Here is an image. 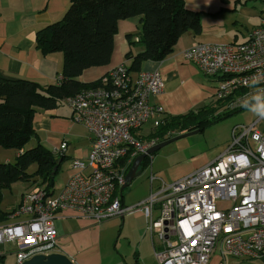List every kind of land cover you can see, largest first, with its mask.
Returning a JSON list of instances; mask_svg holds the SVG:
<instances>
[{"label": "built area", "instance_id": "obj_1", "mask_svg": "<svg viewBox=\"0 0 264 264\" xmlns=\"http://www.w3.org/2000/svg\"><path fill=\"white\" fill-rule=\"evenodd\" d=\"M182 60L196 64L214 85L222 110L264 102V8L244 41L195 42L183 50ZM162 88L160 71L132 74L120 63L97 86L63 99L72 120L92 135V149L86 161H72L71 175L56 193L34 185L13 207L15 221L0 225V245L15 247L14 264L54 249L58 213L100 223L141 208L149 212L148 233L161 245L154 250L159 264H211L215 252L213 264H225L227 257L264 264V118L235 124L223 152L180 178L166 183L149 175L148 195L134 205L121 204L117 190L126 170L157 143L140 131L166 117L160 104L149 101ZM66 147L63 140L54 151Z\"/></svg>", "mask_w": 264, "mask_h": 264}, {"label": "crops", "instance_id": "obj_2", "mask_svg": "<svg viewBox=\"0 0 264 264\" xmlns=\"http://www.w3.org/2000/svg\"><path fill=\"white\" fill-rule=\"evenodd\" d=\"M183 2L187 8L200 12V31L198 33L192 30L185 31L177 39L173 51L165 59L147 60L140 66V70L161 72L162 91L158 95L151 96L149 101L152 104H160L164 108L166 116L182 114L214 101V85L205 79L196 64L182 60L183 50L195 42L244 41L250 30L259 23V16L264 8L262 0H183ZM69 3L70 0H0L1 77L27 79L41 85L57 82L62 66V53L57 51L46 55L40 54L34 46L35 32L49 23L60 20ZM139 30L138 16L118 20L109 63L84 69L77 79L85 83L92 82L100 79L115 65L120 63L128 65L129 61L125 60L124 53L127 50L138 52L143 46L139 43L129 45L127 35H135L132 40L136 41ZM132 74H136V72H132ZM71 116L70 108L59 101L57 107L53 109L37 108L32 123L37 132L39 143L47 149L53 151L61 141L67 142L63 156L66 162L69 160V164L73 158L84 159L92 147V135L82 123L74 122ZM151 130L150 124H146L140 133L145 136ZM28 143L30 146L27 145ZM28 143L25 148L33 146L35 139H31ZM21 151L23 149H14L11 152L9 148L0 146V156H2L0 159H3L0 162L13 161ZM221 152L199 154L184 162L178 161L167 165H160L155 161V169L153 171L150 169V173L165 182H170L206 165ZM148 160L150 163V158ZM31 187L32 185L28 184L23 192ZM120 188L121 186L119 187V197L122 205H129L124 202ZM55 191L53 193H56ZM23 192L18 194L12 209L20 201ZM148 218L149 212L145 208L134 210L121 217H111L100 223H94L86 218H76L68 212H61L54 220L57 241L52 252L65 254L75 264H121L116 262L114 251L106 248V233L120 228L119 235L122 234L131 240L127 230L131 228L132 233V228H136L137 251L133 253L132 264H159L154 255V250L161 247L159 241L155 245L154 239L148 233L153 252L146 253L144 251L143 253L140 246L145 240L144 232H148L146 225ZM6 221L8 220H5V223L15 220ZM6 254L5 248L0 249V258L3 264L8 263ZM14 261H16L15 257L11 264L15 263ZM215 261L216 252L212 256L211 264ZM225 264L262 263L227 257Z\"/></svg>", "mask_w": 264, "mask_h": 264}, {"label": "trees", "instance_id": "obj_3", "mask_svg": "<svg viewBox=\"0 0 264 264\" xmlns=\"http://www.w3.org/2000/svg\"><path fill=\"white\" fill-rule=\"evenodd\" d=\"M136 16L140 22L138 39L132 40L135 35L128 34V44L139 43L143 47L138 52L127 50L124 53L130 72H138L144 61L165 59L185 31H200V12L187 8L183 0H70L60 20L35 32L34 46L40 54L62 53L57 82L41 85L27 79L0 76V146L23 149L13 162L0 163V195L14 182L28 180H32L29 181L32 187L39 185L48 193L53 191L54 185L49 186L51 172L56 160L63 161L64 156L39 143L32 124L36 109H53L64 98L97 86L100 79L85 83L77 77L84 69L109 63L118 20ZM223 103V100H214L185 113L166 116L143 138H156L160 142L176 135L168 132L202 131L238 110H222ZM31 139H35V144L25 148ZM148 159L146 156L143 160V167ZM31 163L36 167L28 173L26 170ZM60 165L61 162L53 177ZM10 213L0 212V224L9 221Z\"/></svg>", "mask_w": 264, "mask_h": 264}, {"label": "rangeland", "instance_id": "obj_4", "mask_svg": "<svg viewBox=\"0 0 264 264\" xmlns=\"http://www.w3.org/2000/svg\"><path fill=\"white\" fill-rule=\"evenodd\" d=\"M261 108H264V102L261 101L255 102L249 106H245L242 109H238L234 113L227 115L226 117H223L222 119L216 121L215 123L208 125L202 131L192 133L184 137H180L166 144L165 146L161 147L154 154H151L149 156L150 163H147L145 165L143 172L140 175L134 177L127 186L121 189V195L124 198V202L129 204L125 206L134 205L137 203L136 201L138 199H141L143 196L146 197L148 195L149 184H150L149 175L152 174L150 173L151 171L150 169H152L153 171L155 169L156 163L160 165L162 164L167 165V164L176 163L178 161L184 162L188 158L198 156L199 154H213V153L218 154L220 151L223 152L226 149L227 144L230 142L231 128L235 124L250 123L251 121H253L255 118L258 117L256 113ZM168 133L172 135L179 134L178 131H172ZM27 145L30 146L29 143ZM9 149L11 150V152L14 151V148H9ZM2 160L3 159H0V161ZM65 160L66 159H64L63 161ZM13 161H7V162H13ZM63 161L59 167L57 174L53 177L52 185L54 186L52 192L58 190L60 185H62L63 182L64 183L66 182V180L68 179L71 173L69 160L68 162L66 161L63 162ZM35 167L36 164L31 163L27 168L26 172L31 173ZM28 184H30L29 181H16L13 184H11L10 187L3 189L1 191V195H0L1 213H8L12 211L11 210L12 205L17 200L18 194L23 192L27 188ZM117 193L118 195H120L119 189L117 190ZM157 217H158V212L155 211L153 215V219H157ZM135 229L136 228H132V233H131V228L127 230V233L131 240H129L128 237H125L122 234L119 235L120 234L119 232L121 231L120 228L110 230L106 233V248L114 251L115 254L114 256H116L115 257L116 262L118 261L121 264L122 263L132 264L134 260L133 253L137 251L136 242H135L137 239V232L135 231ZM148 235H149L148 232L146 233L144 232L143 236L145 240L142 241V243L140 244L143 253L144 251L146 253L153 252L152 245L150 242V237ZM153 239L155 245H157L158 239L156 235L153 236ZM3 248H5V253H7L6 255L8 256L7 264H11L13 257H15L16 259L15 247H13L11 244H1L0 249L3 250Z\"/></svg>", "mask_w": 264, "mask_h": 264}, {"label": "water", "instance_id": "obj_5", "mask_svg": "<svg viewBox=\"0 0 264 264\" xmlns=\"http://www.w3.org/2000/svg\"><path fill=\"white\" fill-rule=\"evenodd\" d=\"M198 129H193L190 131L182 132L179 134H176L170 138H167L165 140H162L160 142H157L156 144L149 147L145 153H141L137 155L131 162V165L125 174V182L122 185L121 189H123L125 186L129 184V182L136 176L140 175L143 170V160L146 156H150L154 152L158 151L161 147L165 146L166 144L187 135H190L192 133L198 132ZM62 161L61 158H58L56 160L55 166H53V170L51 172V178H50V185H52V176L54 171L56 170L57 166ZM21 264H75L73 263L65 254L63 253H57V252H51L49 254H37L32 256L29 259L24 260Z\"/></svg>", "mask_w": 264, "mask_h": 264}, {"label": "bare ground", "instance_id": "obj_6", "mask_svg": "<svg viewBox=\"0 0 264 264\" xmlns=\"http://www.w3.org/2000/svg\"><path fill=\"white\" fill-rule=\"evenodd\" d=\"M92 141H93V139H92ZM92 145H93V143H92ZM91 149H92V147H91ZM91 149H90V151H91ZM90 151H89V152H90ZM62 153H63V152H62ZM58 154H60V153H58ZM87 156H88V155H87ZM87 156H86L84 159H80V158H73V159H71V161H70V168H71V171H72V166H71V165H72V161H73L74 159H79V160L86 161V160H87ZM211 161H212V160H211ZM118 162H119V163H122V160H120V161H118ZM126 171H127V170H126ZM126 173H127V172H125V174H126ZM70 175H71V173H70ZM70 175H69V177H70ZM69 177H68V178H69ZM50 178H51V176H50ZM67 181H68V179L66 180V182H67ZM66 182H65V184H66ZM124 182H125V181H124ZM52 184H53V176H52ZM123 184H124V183H123ZM123 184H122V185H123ZM122 185H121V187H122ZM49 186H51V185H50V179H49ZM115 187H117V185H115ZM44 188H45V187H44ZM120 189H121V188H120ZM47 192H48V191H47ZM50 193H51V192H50ZM52 193H53V192H52ZM52 193H51V194H52ZM119 198H120V197H119ZM120 202H121V200H120ZM121 204H122V203H121ZM58 214H59V213H58ZM58 214H57V215H58ZM56 217H57V216H56ZM110 218H111V217H110ZM9 219H11L10 216H9ZM108 219H109V218H108ZM11 220H12V219H11ZM13 222H14V221H13ZM9 223H12V222L2 223V224H0V225L9 224ZM53 225H54V221H53ZM54 226H55V225H54ZM51 252H52V251H51ZM51 252H49V253H51ZM53 252H54V251H53ZM49 253H47V254H49ZM35 255H37V254H35ZM33 256H34V255H33ZM31 257H32V256H31ZM31 257H29V258H31ZM29 258H27V259H29ZM25 260H26V259H25ZM23 261H24V260H23ZM23 261H22V262H23ZM22 262H21V263H22Z\"/></svg>", "mask_w": 264, "mask_h": 264}, {"label": "clouds", "instance_id": "obj_7", "mask_svg": "<svg viewBox=\"0 0 264 264\" xmlns=\"http://www.w3.org/2000/svg\"><path fill=\"white\" fill-rule=\"evenodd\" d=\"M256 115H257L258 117L264 118V108H261V109L256 113Z\"/></svg>", "mask_w": 264, "mask_h": 264}]
</instances>
